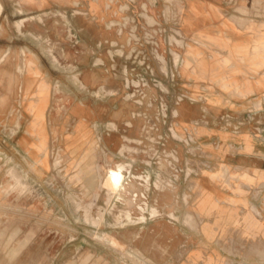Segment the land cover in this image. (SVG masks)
I'll use <instances>...</instances> for the list:
<instances>
[{"label":"rangeland","instance_id":"1","mask_svg":"<svg viewBox=\"0 0 264 264\" xmlns=\"http://www.w3.org/2000/svg\"><path fill=\"white\" fill-rule=\"evenodd\" d=\"M38 1L47 6L46 0ZM4 2L16 3L18 10L11 6L0 25L4 51L0 69H14L12 83L7 84V75L0 74V264H223L215 256L224 260L229 251L213 248L214 236L193 215L212 204L203 180L213 172L224 144L264 162V93L242 95L240 107L237 91L227 89H238L236 75L241 68L242 88L264 81V39H260L264 37V0L224 1L222 17L237 18L242 30V60L236 59L232 67L224 52L207 50L208 31L199 26L206 19L201 14L206 4L202 0H84L83 5L92 2L94 8L103 3L105 19L90 22L92 29L109 34L98 49L108 56L102 59V68L109 71L111 80L97 91L88 90L79 75L80 35L85 25L76 14L84 15L83 10L54 0L48 11L53 25L27 22L22 33L18 25L30 15L21 14L19 4L28 8L34 1ZM3 8L0 0V12ZM64 15L71 25L62 26ZM69 29L74 36H69ZM125 69L135 81L144 75L151 84L161 81L170 89L165 98L166 125L158 123L161 106L154 101L162 96L158 89L147 91L153 104L138 107L125 101ZM181 95L192 100L177 104ZM187 105L195 107L197 114L184 121L182 108ZM174 108L179 112L175 121ZM126 110L130 118L123 121L124 128L118 127L124 133L126 123H131L133 128L126 132L134 133L133 137L155 124L169 133L171 120L181 134L197 123V138L208 154L194 159L198 175L182 178L171 187L168 182L174 170L166 164L150 171L149 190L137 179L126 187L107 183L108 171L117 169L105 167L94 126L118 125L112 119ZM134 113L142 117L134 118ZM168 142L169 149H177L183 159L179 166L189 167L183 145ZM253 145H257L255 151ZM95 148L101 158L98 164L87 157ZM79 149L85 155L80 162ZM207 160L210 168L205 167ZM136 175H142V170ZM243 179L250 198L243 209L264 225V182L256 184L248 175ZM213 205L235 208L229 203ZM152 209L163 215L149 216ZM236 209L242 210V204ZM217 236L223 237L222 233ZM223 244L220 240L219 245ZM231 246V258L242 264L239 249Z\"/></svg>","mask_w":264,"mask_h":264},{"label":"crops","instance_id":"2","mask_svg":"<svg viewBox=\"0 0 264 264\" xmlns=\"http://www.w3.org/2000/svg\"><path fill=\"white\" fill-rule=\"evenodd\" d=\"M1 1L4 8L3 11L0 12V25L2 19L8 17L9 11H11L12 7L13 10H18L16 8V3L12 4L4 2V0ZM31 1H34V3L31 2L28 8L24 7L22 2V4H19L21 6L19 12L21 14L24 13V15H30V18H25L28 20L26 23L30 22L36 26H47V24L53 25V17L49 15L48 11L51 9V7H53L54 0H46V7L42 6L41 2L39 3L38 0ZM83 1L84 0H63V3L68 7L73 6L85 12L84 15L76 14V16H79L80 18L79 21L85 25V27L81 30V32L84 33L80 35L82 42L80 47V57L82 61L80 63L81 65L79 75L81 76V81L86 85L88 90L97 91L100 90L103 85L106 86L109 84V81L111 80V76L108 74L109 71L105 70V68H102L104 63L102 59L106 61L108 60V56L102 54L98 49V46H102L103 41L106 42V40L109 39V34H104L97 31L96 29H92V23L90 22L106 16L103 13V3L99 7L94 8L92 7V2L86 6V4L83 5L81 3ZM202 1L206 4L202 8L203 11L201 14L206 15V19L205 22L201 23L199 26L205 27L208 31L206 41L209 45V49L207 50H209V52L216 53L224 52L225 54H222L223 57L229 58L231 63L230 66L232 67L234 66L236 59L242 60V30L238 29V25L240 23H238L233 18L222 17V9L225 0ZM23 2L25 4L29 3L28 0H23ZM75 3H78V5H75ZM24 9L27 11L26 13ZM40 11L45 12L39 14ZM41 15L44 16V22L42 23L38 20V17ZM195 18L196 17L191 19L190 24H193ZM104 19L105 18H103V20ZM61 22L63 27L71 25L69 18L65 15L63 16V19H61ZM54 24L59 25L60 23L57 22ZM68 32L69 36H74L73 29H69ZM210 37H212V39H210ZM88 41H90V44H87ZM3 52L4 51H1L0 49V56ZM16 57L22 59L21 55H16ZM27 57H29L28 54ZM96 58L102 61V65L96 64V61H94ZM236 78L238 79V89L237 87H231L227 89L237 91L239 94L238 101L241 103L240 107H242V95L249 97L252 94L264 93V81L261 85H253L252 87L248 88L244 86L242 88V68L237 73ZM34 87L35 86H33L32 90ZM217 104H222L221 99ZM182 112L184 121H187L197 114V109L191 105H187L182 108ZM128 118H130V113L126 110L122 114L117 115V117L113 118L112 120H115L119 127L121 125L122 128H124L122 123ZM114 134L105 137L104 142L108 146L109 150L115 154L120 148V143H122V140L119 137L122 136L123 132L121 131L120 133ZM132 134L134 133L131 132L130 135ZM223 140L225 139L223 138ZM252 149L255 151L257 149V145H253ZM83 151V149L77 150V153L80 154L78 157L79 162L82 155L85 157ZM87 157H89L94 164L101 162V158L96 148L94 149L93 153ZM216 158L217 160L213 172H209L203 180L206 183L207 194L209 195L208 200L212 204L208 205V208L205 211H199L196 213V215H193V217L200 219L202 224H204L202 229L207 234L214 236L212 242L213 248H221L224 253L227 250L229 251V256L224 260L222 258L220 259L217 255H214L218 261H223V264L237 263V260L232 259L230 255V248H232L231 243H233L236 245L234 247H236V249L238 248L240 251L238 260L242 259V264H261L264 257L262 253L264 248V225L262 221L258 220L253 213L243 209V207H245V202H248L250 199L246 189V179L243 178L244 175H248L256 184H262L264 182V162L258 160L256 157H252L251 153L235 151L233 148L227 147L226 144H224L223 152L220 153ZM110 161L111 163L117 162L112 157L110 158ZM236 182H238L240 186H236V184H234ZM224 183H227L228 186L223 185ZM252 200L255 201L254 198ZM215 202L229 203L235 208L217 209L216 206L213 205ZM240 204H242V210L236 209V207ZM182 217L187 219L192 216L182 215ZM220 233H222L223 237L218 239L217 235ZM215 240H217V242ZM220 240L222 243H224L222 247L219 245ZM207 247H209V244Z\"/></svg>","mask_w":264,"mask_h":264},{"label":"built area","instance_id":"3","mask_svg":"<svg viewBox=\"0 0 264 264\" xmlns=\"http://www.w3.org/2000/svg\"><path fill=\"white\" fill-rule=\"evenodd\" d=\"M175 58V52H173ZM114 60V55H110ZM96 64L102 65V61L97 62ZM149 72V71H148ZM155 76V72H151ZM125 74V89L127 91V96L125 97L126 102L133 103L138 107H143L145 105L153 104V100L149 98V91L152 88L158 89L161 93L159 99L154 101L158 102L161 106V115L158 117V123L166 125L168 122V104L166 102V96L170 93V89L163 84L161 81H155L151 84L148 82L144 75H141V78L138 81H135L128 77L127 69L124 70ZM175 79L173 74L172 80ZM154 96V95H152ZM159 96V95H158ZM192 100L188 95H181L177 98V104H181L184 101ZM179 112L177 108H174L171 114V117L175 121L179 118ZM140 113H134L133 117H142ZM171 120L169 126V133L160 130L155 124L152 127H143L140 135L138 137H133L128 135L126 131L133 128L131 123H126L125 132L122 134V144L118 151L114 154L112 153L108 146L105 144V137L110 136L114 133H120V128L118 125H111L110 123L101 126L99 124L94 126L96 136L98 137L100 143L101 153L103 154V162L105 167L112 166L118 170V175L113 176V182L120 185L121 187H126L136 179L139 180L141 186L147 187L151 186V177L150 171L153 170L155 166L159 169L163 168L166 164L171 166L174 170V178L169 179L168 184L174 186L181 182L182 178L190 179L198 175V166L195 165L194 159L197 160V157L207 156V152L204 150L202 144L199 143L197 138V126L198 124L194 123L184 128L183 134L178 132L175 125ZM168 140H174L183 145L185 153L189 159H186L187 167L182 169L179 164H181L183 159L177 149H169ZM114 158L115 163H111L109 158ZM206 168L211 167V162L207 160L205 163ZM138 169L142 170V175L137 176L136 172ZM184 172V174H183ZM136 180V181H137ZM138 197V195H135ZM142 197L145 199L146 196L143 194ZM188 197V196H187ZM145 203V202H144ZM146 204V209H147ZM142 208V213L146 212ZM163 214L157 210H153L149 213L151 217H160ZM175 217V216H174ZM143 221L146 220V216L142 217Z\"/></svg>","mask_w":264,"mask_h":264},{"label":"bare ground","instance_id":"4","mask_svg":"<svg viewBox=\"0 0 264 264\" xmlns=\"http://www.w3.org/2000/svg\"><path fill=\"white\" fill-rule=\"evenodd\" d=\"M199 3V2H198ZM190 4H191V7H194V2H190ZM18 5V4H17ZM146 7L143 5V9H145ZM245 8H247V7H245ZM255 10H257V9H255ZM256 16V15H255ZM233 19H235L236 21H238V19L237 18H233ZM240 19V18H239ZM242 19V18H241ZM38 20H39V22H44V16H41V17H38ZM243 21V20H242ZM243 25V24H242ZM45 26V25H44ZM243 27V26H242ZM26 28V21H23V22H20L19 23V25H18V29H19V31L20 32H22V33H25L24 32V29ZM188 33H189V31H187ZM36 33V32H35ZM258 33V32H257ZM178 34L180 35V36H183V33L182 32H178ZM31 36L32 37H36L33 33L31 34ZM40 36V35H39ZM178 36V35H177ZM260 39H264V37L263 36H261L260 37ZM7 55V54H6ZM5 55V56H6ZM5 56H4V58H5ZM5 66V65H4ZM22 66H23V64H22ZM4 67H2L1 69H0V74L1 73H5L6 75H7V81H8V83L7 84H9V83H12V79H13V68L12 67H6V68H4L5 69V72H4V69H3ZM24 68V67H23ZM31 69V68H30ZM23 71V70H22ZM23 75V74H22ZM2 99V98H1ZM2 101H3V99H2ZM1 103V102H0ZM1 109V108H0ZM3 110V109H2ZM2 110H0V111H2ZM34 127V126H33ZM37 148H41V146L39 145V146H37ZM39 150H41V149H39ZM207 151V150H206ZM115 175H118V170L117 171H108V173H107V175H106V181H107V183H109V184H111V185H116V183H114L113 182V176H115Z\"/></svg>","mask_w":264,"mask_h":264}]
</instances>
